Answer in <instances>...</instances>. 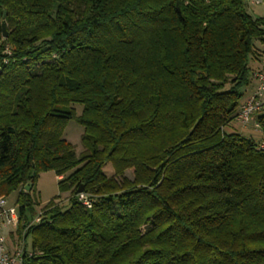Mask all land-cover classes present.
<instances>
[{
  "label": "trees",
  "instance_id": "1",
  "mask_svg": "<svg viewBox=\"0 0 264 264\" xmlns=\"http://www.w3.org/2000/svg\"><path fill=\"white\" fill-rule=\"evenodd\" d=\"M245 3L0 0V197L19 191L20 233L39 174L70 194L22 264H264V109L258 143L225 130L264 45Z\"/></svg>",
  "mask_w": 264,
  "mask_h": 264
},
{
  "label": "built area",
  "instance_id": "2",
  "mask_svg": "<svg viewBox=\"0 0 264 264\" xmlns=\"http://www.w3.org/2000/svg\"><path fill=\"white\" fill-rule=\"evenodd\" d=\"M246 3L256 5L262 0H243ZM10 48L6 46L2 55L7 57L0 58V69L8 63ZM253 80L256 83L254 91L247 100L240 106L237 120L244 126L252 122L253 116L264 109V56L259 60V67L253 72ZM257 126V124H256ZM78 201L89 209L91 201L84 193L78 194ZM42 212H39L33 219L19 231L20 216L17 206L7 204L6 197H0V264H22L25 253L30 255V251L25 248L26 234L30 226L40 223ZM8 231L6 240L1 233Z\"/></svg>",
  "mask_w": 264,
  "mask_h": 264
},
{
  "label": "rangeland",
  "instance_id": "3",
  "mask_svg": "<svg viewBox=\"0 0 264 264\" xmlns=\"http://www.w3.org/2000/svg\"><path fill=\"white\" fill-rule=\"evenodd\" d=\"M246 12L252 18L264 17V1L261 3L252 5L249 3H245ZM259 67V64H258ZM257 67V69H258ZM240 106V105H239ZM76 113L79 114L81 112V106H74ZM264 114V110L262 111ZM227 132H238L246 137H252V139L258 143L261 141V134L259 132L258 126L253 122L248 123L247 125L241 124L237 119L232 121L227 128H225ZM244 130V131H243ZM83 133V128L74 120H71L67 123L63 137L66 141H68L76 152V155H79L83 149L81 145V135ZM104 172L106 176H111L113 171L109 164L104 167ZM125 175L127 178H132L131 172L126 171ZM62 177H56L53 172H45L38 175V178L34 184L33 190L31 191L32 200L37 203L35 206L36 215L41 212L42 208L46 206L51 200H54L53 203L57 204L62 209L68 207L69 202L68 199L70 194L67 192H59L58 190V182ZM19 191H14L10 195L6 197L7 204L10 206H18L17 198ZM35 215V216H36ZM34 216V217H35ZM8 231H3L1 235L7 240L9 235ZM31 247V238L27 237L25 241V248L29 250Z\"/></svg>",
  "mask_w": 264,
  "mask_h": 264
},
{
  "label": "crops",
  "instance_id": "4",
  "mask_svg": "<svg viewBox=\"0 0 264 264\" xmlns=\"http://www.w3.org/2000/svg\"><path fill=\"white\" fill-rule=\"evenodd\" d=\"M255 52H256V56L252 59V61L250 62V82L249 85L245 88L244 90V94L242 99L240 100V106L247 100V98L251 95V93L254 91L256 83L253 80V72L257 69L258 64H259V60L262 56H264V45L256 43L255 44ZM239 106V109H240ZM239 111V110H238ZM252 122L254 124H256L255 122V115L252 118ZM244 131V130H243ZM58 178V177H57Z\"/></svg>",
  "mask_w": 264,
  "mask_h": 264
},
{
  "label": "water",
  "instance_id": "5",
  "mask_svg": "<svg viewBox=\"0 0 264 264\" xmlns=\"http://www.w3.org/2000/svg\"><path fill=\"white\" fill-rule=\"evenodd\" d=\"M2 32H3V37L5 38L7 36V32H6V29H5V26L2 25ZM31 189V184H28L26 187H25V192H29ZM78 193L82 192V189L80 188L78 191Z\"/></svg>",
  "mask_w": 264,
  "mask_h": 264
}]
</instances>
